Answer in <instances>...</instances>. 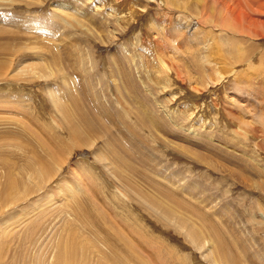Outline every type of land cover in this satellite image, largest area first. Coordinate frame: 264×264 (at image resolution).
I'll return each instance as SVG.
<instances>
[{
    "label": "rangeland",
    "instance_id": "rangeland-1",
    "mask_svg": "<svg viewBox=\"0 0 264 264\" xmlns=\"http://www.w3.org/2000/svg\"><path fill=\"white\" fill-rule=\"evenodd\" d=\"M221 2L0 0V193L10 171L20 182L0 200V264H78L57 259L75 236L99 264L92 227L148 232L144 264H230L216 230L233 264H264V39L222 29L242 5L264 14ZM132 5L145 8L125 20ZM158 55L193 84L170 82Z\"/></svg>",
    "mask_w": 264,
    "mask_h": 264
},
{
    "label": "bare ground",
    "instance_id": "bare-ground-1",
    "mask_svg": "<svg viewBox=\"0 0 264 264\" xmlns=\"http://www.w3.org/2000/svg\"><path fill=\"white\" fill-rule=\"evenodd\" d=\"M122 1H125V0H122ZM216 2L218 3H223L221 2L222 0H215ZM249 1V4L247 5L248 9H252V6L253 4L255 3L256 4V7H257V11L264 14V0H248ZM185 7V6H184ZM117 8V7H116ZM145 8V5L142 7V8H139L137 9V7H134V5L131 6V8L129 7L128 8V12L126 13L124 19L126 20H131L133 18V15H136V14H141V9ZM244 8V5L241 6V8L237 11V20H238V24H239V29H237L234 25H232L231 23L227 24V23H224L222 24V29L223 30H226L228 32H235L232 33L234 34L235 36H245V37H250V38H255V39H264V22H261L257 19V17H254L253 15H251L252 13H247L243 11L245 10ZM232 9V7L230 6H227L226 7V11H224L223 15L226 13V12H229L230 10ZM252 10H250L251 12ZM231 13V11H230ZM132 14V15H131ZM181 15V14H180ZM178 16V15H177ZM241 19H244L243 21ZM236 20V21H237ZM224 22V21H223ZM222 22V23H223ZM245 22V23H244ZM221 25V24H220ZM198 26V25H197ZM237 26V25H236ZM44 28V27H43ZM163 29V28H162ZM203 37V36H202ZM205 38V36L203 37ZM206 39V38H205ZM223 39H225L223 37ZM201 41V40H200ZM206 41V40H205ZM225 41V40H224ZM227 41V40H226ZM201 43V42H200ZM204 44L205 47L208 46V43L207 41L206 42H202ZM201 43V45H202ZM231 45V44H230ZM229 45V46H230ZM215 47H219L220 49V45L217 46V44L215 45ZM235 50V49H234ZM233 50V51H234ZM237 50V49H236ZM238 51V50H237ZM218 52V51H217ZM229 52H232L231 51H223L221 53H219L220 55H222L224 57V59L226 57H228V54H230ZM235 52V51H234ZM211 53V52H210ZM228 53V54H227ZM238 53V52H237ZM235 54L236 56V59L238 58L236 55V53H233V55ZM232 55V54H230ZM229 59V57L227 58ZM242 59L241 55H239V58L237 60L234 61V63L238 64L239 61ZM263 61H264V54L261 58ZM54 60L55 62H53L54 64L56 63V59L54 57ZM157 64L158 66L160 67L161 69V72H163L165 75H166V78L169 79V81H178L179 78H181L180 81H185V82H189L191 84H193V81H194V78L191 77L190 75L187 76V78L184 79V77L180 76V75H176L177 77L175 79H171L170 76L171 74H173V69L176 70V73L178 74L177 72V69L175 67H173L172 65H170V63H168V61L165 59V57L163 55H158L157 58ZM53 61V60H52ZM3 71L2 69H0V75L1 77L5 74V72H1ZM4 73V74H3ZM82 81L84 82V79H86L87 77L83 76L82 75ZM84 78V79H83ZM167 81V80H166ZM164 82L165 83V86H167V82ZM217 83L215 82V85ZM251 84V83H250ZM194 86V85H193ZM194 88H196L194 86ZM197 89V88H196ZM262 95L264 96V91L262 90ZM57 97V96H56ZM58 99L56 100H53V102L55 103V108L57 109V111L63 116L64 119H66L65 117L68 116V118H70L71 114L69 112L66 111V108L63 107V106H60V104L58 105ZM62 105V104H61ZM196 106V105H195ZM78 107V106H77ZM79 108H77V111H78ZM79 114L82 115V111L79 110ZM86 115V114H85ZM70 125V127L68 128V132L70 131V135L72 133L71 136H73L74 139H77L78 137H80V131L77 130L75 127H74V124L73 122L72 123H68ZM89 123H87L88 125ZM78 125V124H77ZM91 129V126L89 127ZM80 129V128H79ZM255 129V127H253L252 129H250L248 131V129L246 130V133L248 131V134L251 135L252 139H257V135L256 133L253 131ZM262 132L264 134V130L262 129ZM12 137V136H11ZM89 142V141H88ZM253 145L256 146L258 149L259 147H262L264 148V139L259 141V140H253L252 141ZM84 144H87L86 142L84 141H81V140H78L76 141L75 143V148H81ZM90 144V143H89ZM88 144V145H89ZM87 146V145H85ZM254 147V148H256ZM9 157V156H8ZM2 160V159H1ZM2 162H5L6 164V167H8V165H10V168H11V162H9V160L7 159H3ZM15 165V164H14ZM40 165V168H42L43 172L46 174V176H50L51 173L55 172V170H57L56 168L53 169V164L51 163H44V162H41L39 163ZM9 168V167H8ZM8 168H7V171H8ZM9 168V169H10ZM53 169V170H52ZM52 170V171H51ZM51 172V173H50ZM122 178H125L122 177ZM123 182V181H122ZM124 183V182H123ZM134 182H131V183H127V185H130L129 187H132ZM20 185V182L19 181H16L15 178L12 177V173L10 171V175H8L7 177V182L5 183V186H4V191L2 193H0V200L2 201L3 198L6 197V194L5 193H10L13 189H15L16 187H18ZM77 189L76 191L74 190L73 193L71 195H81L82 191H81V188L78 184V186H76ZM161 188V187H160ZM161 190V189H160ZM77 192V193H76ZM166 192H164L165 194ZM175 193V192H174ZM172 194V193H171ZM144 195V194H143ZM167 195V193H166ZM169 195V194H168ZM172 196H175V195H172ZM147 197V196H145ZM178 197L176 196L174 199H177ZM179 199V198H178ZM177 199V200H178ZM181 200V199H179ZM152 201V199H151ZM150 201V202H151ZM154 202V201H152ZM76 204H78L79 202H75ZM77 212H80L83 216L84 214L82 213V204L78 205L76 208H75ZM85 217V216H84ZM86 218V217H85ZM87 219V218H86ZM219 228V227H218ZM91 230L94 232V234L96 235V237L99 238L100 242L103 243L106 247L109 248V253H104V255L102 256L101 258V261L99 264H129L126 260L129 259V258H133L135 259L136 261V264H144V261L146 262L147 260L144 259L141 254L139 253V248H144V247H147L146 245H143L142 243H140L139 241H137V238H140L144 241L147 242V244H149V239L150 240H155V239H152V235L145 233L143 232H135L133 230V236L136 234V237L132 236L131 238H128L124 233H118V234H113V233H104V234H100L98 233L97 231L94 230V227L91 228ZM217 231V234L219 235V244L222 245V249L221 251H225L226 252V257L223 255V258L230 264H233L232 262V259H231V253H230V245L223 239V237L219 234L218 230ZM192 237L193 239L196 237V234L194 236V233L192 232ZM139 236V237H138ZM198 236V235H197ZM76 236L75 237H71V239H69V247L68 249L65 251H63L62 249H60L59 253L57 254V259L58 261L61 259V260H65V262H70L75 259L76 262H78V264H88V261H87V254H88V250L89 249V245H87L86 243H81L80 245H76V244H73L72 241H75L76 240ZM197 238V237H196ZM72 240V241H71ZM197 240V239H195ZM151 241V242H152ZM198 241V240H197ZM150 242V243H151ZM154 243H158L154 241ZM153 242L151 244H149L150 246L152 245V249H155L157 250L158 248L155 247V244ZM148 245V246H149ZM157 245V244H156ZM139 247V248H138ZM157 247H161V246H157ZM81 250V258L80 260L77 259V256L79 253H77V251ZM233 251V249H232ZM157 253V252H156ZM234 253V252H233ZM153 258H155L153 256ZM163 264V262H162Z\"/></svg>",
    "mask_w": 264,
    "mask_h": 264
}]
</instances>
